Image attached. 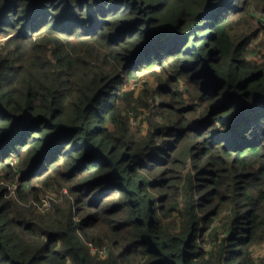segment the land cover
<instances>
[{
  "label": "trees",
  "instance_id": "16d2710c",
  "mask_svg": "<svg viewBox=\"0 0 264 264\" xmlns=\"http://www.w3.org/2000/svg\"><path fill=\"white\" fill-rule=\"evenodd\" d=\"M254 11L0 0V264H264ZM141 74L158 85L135 95Z\"/></svg>",
  "mask_w": 264,
  "mask_h": 264
},
{
  "label": "rangeland",
  "instance_id": "374dc122",
  "mask_svg": "<svg viewBox=\"0 0 264 264\" xmlns=\"http://www.w3.org/2000/svg\"><path fill=\"white\" fill-rule=\"evenodd\" d=\"M256 17L259 20H257ZM254 19H256L257 21L261 22L264 25V15H261L260 13L254 11ZM263 37H264V35L261 34L260 38H263ZM260 38L254 40L253 44H254V46L257 45L258 48L256 49L255 52H252L251 54L248 55L249 58H253V59L257 58V59H259L260 55H258V51L257 50L260 48V43H261L260 42ZM261 50H263V48ZM141 75L143 77H142V79L139 82H137V83L133 82V83H131L130 85L127 86L128 89L134 88L135 95H137V93L139 94L142 91V89L145 88V85L149 86L150 88H154L155 86L158 85V81L156 80V78H154V77H152L150 75H143V74H141ZM146 115H147V111L140 109L138 111V113H137V117L134 114H131L129 116L130 124L133 125L134 127H136L142 133H145L146 130H147V127H148L146 122L142 121V118H144V116H146ZM39 199L40 200L44 199L45 201L50 203L52 201H55L56 196H54V193H52V192H47V193L41 195L39 197ZM52 206L53 205L47 203V206H45V208L46 209H50ZM102 249H100V250H102ZM253 254H254V258L257 261L259 259L264 258V243H262V244H260L258 246H255L253 248ZM101 255H103V254H101Z\"/></svg>",
  "mask_w": 264,
  "mask_h": 264
},
{
  "label": "built area",
  "instance_id": "2783aa9c",
  "mask_svg": "<svg viewBox=\"0 0 264 264\" xmlns=\"http://www.w3.org/2000/svg\"><path fill=\"white\" fill-rule=\"evenodd\" d=\"M40 201L44 204V207L47 206V203L50 204L49 202L45 201L44 199H41ZM92 251H93V252H94V251L96 252L97 250L92 249ZM99 253L104 254V253H105L104 248H103L102 250H100Z\"/></svg>",
  "mask_w": 264,
  "mask_h": 264
}]
</instances>
